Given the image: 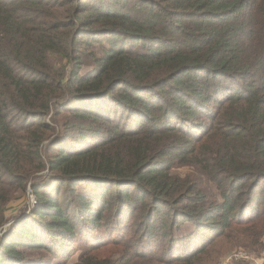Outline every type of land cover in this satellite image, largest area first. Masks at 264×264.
Segmentation results:
<instances>
[{
	"label": "trees",
	"instance_id": "16d2710c",
	"mask_svg": "<svg viewBox=\"0 0 264 264\" xmlns=\"http://www.w3.org/2000/svg\"><path fill=\"white\" fill-rule=\"evenodd\" d=\"M0 230V264L264 251V0H0Z\"/></svg>",
	"mask_w": 264,
	"mask_h": 264
},
{
	"label": "rangeland",
	"instance_id": "374dc122",
	"mask_svg": "<svg viewBox=\"0 0 264 264\" xmlns=\"http://www.w3.org/2000/svg\"><path fill=\"white\" fill-rule=\"evenodd\" d=\"M189 171V168L186 167H182L179 169L175 170V173L184 175L185 173H187ZM30 185V184H29ZM28 185V186H29ZM28 186L27 189L28 190ZM217 194V192H216ZM34 205H36V202L34 200V196L33 194L28 190V193L25 197H19L16 201L12 202L9 204V207L6 210V214H7V221L6 223L2 226L1 230L5 231L9 224L11 222H13V219L18 218L19 216L23 215L26 213L27 210L31 209L32 207H34ZM24 209H26V211H24ZM0 230V234L2 233ZM238 249H242L244 250L243 252H245L248 256V258L243 259L242 261H235L232 262L230 264H262V262L264 261V254H263V250H252L250 248H246V247H237ZM236 248L231 249L228 252H225L220 258H219V263L220 261L225 258L226 256H228L229 254H231L233 252V250H235ZM218 263V264H219Z\"/></svg>",
	"mask_w": 264,
	"mask_h": 264
},
{
	"label": "built area",
	"instance_id": "2783aa9c",
	"mask_svg": "<svg viewBox=\"0 0 264 264\" xmlns=\"http://www.w3.org/2000/svg\"><path fill=\"white\" fill-rule=\"evenodd\" d=\"M242 249H235L231 254L223 258L219 264H230L235 261H242L243 259L248 258L247 254L243 252Z\"/></svg>",
	"mask_w": 264,
	"mask_h": 264
}]
</instances>
